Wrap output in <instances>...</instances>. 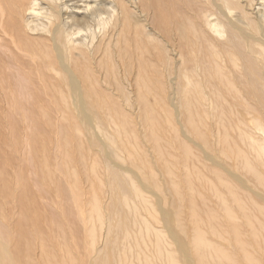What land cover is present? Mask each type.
I'll return each instance as SVG.
<instances>
[{"label":"bare ground","instance_id":"6f19581e","mask_svg":"<svg viewBox=\"0 0 264 264\" xmlns=\"http://www.w3.org/2000/svg\"><path fill=\"white\" fill-rule=\"evenodd\" d=\"M135 1L136 5L133 6L132 3ZM135 1L0 0V56H3L0 59V89L3 91L6 90L5 93L2 94L3 96H7L4 100L15 102L16 98H20L23 95L32 98L33 95L35 96L37 94L34 93V90H37V88L40 89L39 87H41L43 91L41 92V89L37 90L39 94L44 95L47 99L54 98L55 101H57V98L59 99L58 105L61 109L58 110V108H56V110L60 111L61 119L63 117L64 120L69 118L70 121L71 119L72 123L74 121V130H71L73 132L72 139L82 140L89 136L88 139H90V144L95 143L99 151L103 153V157H100V161H96L95 159V163L94 161L91 162L89 167L88 164L86 166L87 168H85V164H83L82 167L89 175L92 174L96 176L95 174H97L99 170H103V172L106 173V180L108 179L107 185L109 188L104 185L105 182L102 179L100 186H102L104 191L107 189L110 191L111 189V192L114 193L115 201L118 203V205L115 204V208L119 212V217L122 214L123 218L116 216L119 220H116V218L114 220L113 215L112 220L108 205L102 202L104 200L101 199L98 192L95 190H93L91 198L88 197V199H85L83 197L84 186H81L80 170L76 169L73 171L72 169L73 172H71L70 182L67 184L69 189L68 194H70V207L72 206L71 210L73 211L72 221H76L74 225L77 223L76 227H80V233L83 231V235H86L87 241H89V247L92 252V256H90L92 257L91 264H116L117 262L126 264L133 254L137 256L136 259L138 258L139 264H159V262H165V264H223V262L234 264L237 255L235 252L236 248L241 249V252L244 253V259L248 264H255L256 259L247 252L244 242L238 235L237 227L240 217L237 213L239 212L232 209L234 208L236 210V208H239L240 213H244L242 216L245 218L243 222H241L242 220L240 219V223H245L248 227L254 229L253 223L247 224L249 223V218L246 217L247 213L242 200L236 199L232 192H230V200H232L231 202H233L234 205L225 200L223 195L217 197V200H220L222 213L225 214L226 222L228 223V227L223 228L220 233L214 230L205 233V231L199 227L198 218L195 216V211L192 210L194 233L192 237H189L186 231H184L182 224V207L179 206V208H176L174 206V208L172 206V208L167 210H159L160 207L159 209L154 208L155 202L153 201L154 203H152L150 201L143 185L139 183L140 181L138 182V180L143 178L147 182L146 184H149L153 189L155 188L156 191H159L162 197L161 202L165 201L166 196L168 197V190L170 189H166L165 187L167 186H165V184H159L160 173L154 171L157 168L154 167L152 160L148 163V171L147 169L144 170L143 168L146 166L142 167L143 164L141 160L138 159L140 155H138V153L136 154V151H129L123 147L125 146L124 144L121 148L120 146H116L124 139L123 132H119L118 129H115L116 134L108 133L104 130L105 124L98 120L100 114H98V110L100 109L101 111V108L105 110L108 109L105 108L108 106H102V102L100 101L102 98L99 97V100L95 94L99 89L105 88L109 90L120 88L119 91H126V93L124 92V97L128 105H131L133 99V97H131L132 90L137 92L138 95L136 94V97L141 99L144 98L141 96L142 94H149L155 89L154 82L152 81V73L156 72L157 74L160 73V71L162 72L163 68L160 70L161 63L165 60L164 57L169 55L168 42H166L167 39L164 38L165 35L163 31L167 25V30L170 27V22H168L170 18H168L169 16L167 17L166 14H169V6H172L175 0ZM179 1L180 4L184 5V9L189 8L192 3L195 7H200L193 16L196 28L190 29V22L192 23L194 20L190 21L189 18H186L184 19L185 21H182L185 23L188 21L190 25L187 22L186 25L189 26L186 27L185 23L181 22V25H179L182 29L180 27L178 33H181L184 43L186 42L184 41L185 39L188 41L192 40L191 36L188 34L192 33L190 32L191 30H195V36L198 34L199 37V40L198 37L196 39L199 42L201 41L200 39H202L205 43L207 55L205 56L204 54L203 57H201L204 66L196 59L198 70L196 69L197 72H195V76L184 75V81L186 80V82L183 85H185V87L181 88L178 95L179 98L183 95L184 99L181 98L183 102L181 99L179 100L180 103H178V106L180 108L178 107L176 109L175 114L172 113L171 115L172 111L168 108L166 109L167 111L169 110L167 114L171 115L167 116V121L165 119L166 127L173 126L171 129H173L174 132H171L174 133L175 139L180 137L178 135L180 132L176 130L174 125L181 119L183 112L185 113L187 111L190 113V117L192 115L194 116V114L191 113L194 112V108L192 107L194 104L190 105V103H192V93L198 97V101L203 109L202 111L205 112V121L199 119L197 113H195L196 117L192 116V118L187 121L185 117L187 114L185 113V122L186 125L188 122V126L192 124L196 126L197 122L200 120V123H205L206 120L211 121V119L215 118L218 107L221 112H218V114L220 113L218 123L228 115V112L236 111V130H238L240 135L241 143H244V145L248 147L250 150V152H248L249 154H253L252 160L250 157L243 154L242 161L245 164L244 168L248 174L253 175V177L255 175V180L259 181L260 185L264 188V173L259 171V165L261 167L264 166V119L260 120L262 117L264 118V0ZM170 3L171 5H169ZM182 5L181 7H183ZM131 9L133 12H131ZM134 16H138L140 19H135ZM194 24L192 27H194ZM194 41L196 42L195 39ZM203 42H200L197 48L196 45H194V49L191 50V54H194V59L197 53L203 48ZM185 45L191 48L193 44L192 42H188ZM157 48H159V50ZM243 48L248 50L247 55L242 52ZM156 50L159 51L157 56L161 57V59L164 58L161 63L154 61L156 59V55L154 54ZM153 54L154 57L152 59ZM99 55H103L102 58L105 57L106 60L102 58L98 59L97 56ZM7 57L12 58L13 63L12 60L10 62L7 61ZM92 60L99 67H101V62L105 63H101L104 67L108 66V62L110 63V69L108 68L109 70L107 72L103 70V67L102 71H99L100 75L107 74L104 76L101 75V77L109 75L107 79L101 80V83H98V81H96V83L91 82L89 66ZM22 62L25 65L22 64ZM126 65L130 66L129 70L121 68ZM116 71L118 74L114 75ZM187 72L189 71L187 70ZM132 73L137 74L133 84H131L129 79ZM35 85L37 88L34 87ZM251 89L255 91L251 92ZM247 91H249L248 93H253L252 95L248 94V96H251H249V98L246 96ZM181 92L182 94L180 95ZM36 99L38 100V98ZM39 100L41 99L39 98ZM54 100H52V102ZM234 100H241L239 104L246 103L238 105V101L235 103ZM140 101V105H145ZM186 107L188 110H186ZM191 107L193 111L190 110L192 109ZM226 107L227 109H225ZM63 110L65 111L63 112ZM194 118L197 122H194ZM196 118H198V120ZM110 119L111 120L108 119V121L111 122L113 118ZM65 122L67 124V121ZM178 124L180 125V122ZM188 130L186 128L185 131L188 133ZM248 131L250 133H248ZM238 133L236 135H238ZM189 135L191 134L189 133ZM150 136L154 138L153 135ZM218 136L219 134H217V137ZM121 137H123V139H121ZM157 142L156 140L155 144ZM175 142L177 143L176 140ZM162 143H164V141H162ZM66 144L69 145V143ZM187 144H189L188 141ZM187 144H185L187 147V149L185 148L186 152L182 149V151H184V156H188V154L190 155V153L193 152ZM192 144L197 145L198 142L197 144L194 142ZM222 144L224 143L222 142ZM203 145L206 144L203 142ZM213 145L216 146V144ZM225 145L230 146L229 144ZM64 148H66V146ZM205 148H208V145L207 147L205 146ZM237 149L238 148H236L235 152H238L239 149ZM66 150L67 149H64V152ZM68 152L70 151L68 150L66 153ZM66 153L64 154L65 156L69 154ZM193 153H195V151ZM218 153H223L222 156L226 157V146L225 148L219 147L217 149V154ZM69 155H71L72 159L75 157V155L73 157L72 154ZM136 155L138 156L136 157ZM134 158H137V164ZM126 159L129 163L133 162L137 165L138 171L135 169L134 165L133 167L139 172L141 176L140 179L137 180L138 176H135V170L133 173H128L127 170L124 171L122 168L118 167L119 165L117 166L113 163L114 160L119 162L125 161ZM197 159L199 158L197 157ZM138 161L141 162V164H139ZM70 164H72V162ZM64 166L66 165L64 164ZM166 166L168 165L166 164ZM68 167L69 165H67V168ZM218 168L215 170H218ZM166 172L167 178H169L174 190L171 191L176 194V197L180 201V195L182 193L180 189L181 186L178 184L179 182L177 183L173 180L170 166L166 167ZM220 173L222 172L220 171ZM216 178L221 185H227L226 179L224 180V177L222 178L221 175H218ZM66 179L67 178H65V181H67ZM245 189L248 188L245 187ZM189 191H191L190 188ZM168 206L170 205L168 204ZM242 210H244V212H242ZM259 210L262 211L260 216L263 218L264 207L259 208ZM141 211H144V213L146 212L149 219L143 217ZM112 212H114V210ZM129 215L133 216L134 220H139L138 236L136 232L134 234L130 233V229L133 228V224L135 223L133 222V224H131L132 222L128 218ZM70 216L69 219L71 218ZM150 220L154 223L162 222L166 227L168 226L166 229L167 233H162L155 227L153 228L149 222ZM67 221L66 224L67 227H69V221ZM74 225L72 223V226ZM258 225L260 224L258 223ZM99 228L101 232L105 233L103 248L101 246L98 247L100 243L97 242L96 239L97 230ZM259 228L260 230L258 231L254 229V235L252 234L254 241H256L257 235L260 236V233L262 231L264 232V225H260ZM225 229L227 230L225 231ZM131 232L133 233V230ZM115 233L116 236L114 237ZM119 234L123 235L122 238L125 239L127 244L133 239L134 244L133 241L131 244L134 246L132 250L129 249L132 253L128 252L129 250H124L119 255V259H117L118 257L115 258L114 254L116 253V248L120 246ZM167 235L171 237L170 239L173 245H170V242L168 243L172 248L174 247L173 249L167 248V237H165ZM230 235H233L234 238L232 239ZM3 236L4 233H2L0 229V264H21L23 257H21L22 259L19 262L18 259L20 258L16 257L18 256L17 254L12 253L10 243L5 241ZM209 236L217 238L222 242L226 241L224 243L226 249H224V247L218 248L214 246ZM146 237L148 239L154 237L155 239V245L152 251L149 248L150 251L147 249ZM72 238L73 237H71L70 240L73 242L74 239ZM232 240H234L235 246L232 245ZM227 244L231 248L227 247ZM124 245L126 244L124 243ZM81 247L82 245H80V248ZM226 250L232 255L227 254L225 252ZM80 253L81 250H79L77 246H73L72 250H62L59 255L61 258L59 263L47 258L42 264H84V260L80 257ZM28 260L30 259L27 258L26 263L22 262V264H30ZM260 261H262V259Z\"/></svg>","mask_w":264,"mask_h":264},{"label":"rangeland","instance_id":"374dc122","mask_svg":"<svg viewBox=\"0 0 264 264\" xmlns=\"http://www.w3.org/2000/svg\"><path fill=\"white\" fill-rule=\"evenodd\" d=\"M178 1L179 0H175V3H172V6H169V14L166 15L167 17L169 16L168 18H170L168 19V22H170V24L168 23L170 27L167 30V25V27L164 28L163 31V34L166 36H164V38H166V42H168L169 55L164 57L165 60L162 62L164 58L161 59V57L157 56L159 51L156 50L154 53L156 55V59L154 61L158 63L162 62L160 70L162 68L164 69H162V72L160 71V73H152L153 78H151L154 82L155 89L149 94H142L141 96L144 98L141 99H139V97H136V94L138 95V93L132 90L131 97H133V99L131 105H128V102H126L127 100L124 97L126 91H124L125 93L119 91L120 88H113L109 90L105 88L99 89V91L95 94L97 98L100 97L103 99L100 100L99 98V100L102 102V106L104 107V105H106L108 107L105 108L108 109L105 110L101 108V111L100 109L98 110V114L100 113L98 120L99 122L101 121V123L105 124L104 130L108 133H115V129H118L119 132H123L124 139L123 137H121V139L123 140L116 146H120L121 148L124 144L125 146L123 147H125L129 151H136V154L138 153V155H140H136V157L138 156V159L141 160L143 164L142 167L146 166L143 168L144 170L147 169L148 171V163L152 160V162L154 163V167L157 168L154 171H158L160 173L159 184H165V186H167L165 188L170 189L168 190V197L166 196L164 202H161L162 197L160 196V192L156 191L155 188L153 189L149 184H146L147 182L143 178H141L139 172H137V158H134L136 160V164L131 161V163H129L127 159L125 161L119 162L114 160L113 163L117 166L119 165L118 167L122 168V170H127L128 173H133L135 169L137 170L134 171V174L136 177H139H137V180L141 178L140 180H138V182L140 181L139 183L143 185L144 189L147 192V197L150 198V201L152 203L155 202L154 208L159 209L160 207L159 210H167L169 208H172V206H175L176 208H179V206H181L183 219L182 224L184 227V231H186L189 237H192L194 233L192 210L195 211V216L198 218L199 227L203 229L205 233L211 232V230L220 233L223 228L228 227L225 214L222 213L221 210L222 207L220 204V200H217V197L219 195H223L225 200L234 205V203L231 202L232 200H230V192L235 195L236 199L242 200L245 206V211L247 213L246 217L249 218V223L247 224L253 223L255 227L254 229L258 231L260 230L259 226L264 225V221H262L264 220V217L262 218L260 216V213L262 211L259 210V208L264 207V188L260 185L259 181L255 180V175L253 177V175L248 174L244 168L245 164L242 161L243 154H245V156L247 157H250V159H253V154H249L248 152H250V150L248 149V147L245 146L244 143H241L242 141L240 135L238 133V130H236V111L228 112V115L220 123H218L219 114L221 113L218 107L216 110L217 112L215 111L216 115L214 119H211V121L206 120L205 123H200L201 120L205 121V112L202 111L203 109L198 101V97L195 96V94L193 95L192 93V103H190V105L194 104L192 105V107L194 108V112H191L194 114V116L192 114L191 115L193 117H196L195 113H197V116H199V119H201L200 121H198L199 123L195 121L194 118V122H197L196 126L194 124L188 126V122L186 125V118L187 121L188 119L192 118V116H189L190 113L186 111L185 113L187 114V116H185V113L183 112L181 119H179L178 121V123L180 122V125L178 123L174 125L176 130L180 132L178 134L180 136L178 139H175L173 133L174 131L173 129H171L173 126H167L168 128L166 127V118H168L167 116L170 115L167 114L169 113L168 111H172H170L171 115L172 113L175 114L176 109L179 107V100L183 98V95H181L182 92L180 93V98L178 95L181 91V88L185 87V85H183L186 82V80L184 81V75L187 74L188 76H195V72H197L196 69L198 70L197 60H199L200 64L204 66L201 57H203L204 54L205 56L207 55V49L202 39H200V42H203V48L197 53L195 59L193 56L194 54H191V50L194 49V45H196V48L198 45H200V42L198 41V34L196 36L194 34L195 30H191L190 32L192 33L188 34L191 36L192 40L188 41L187 39H185L184 41L186 42L184 43L182 41L183 39L181 33H178V29L181 27V22L185 23L184 19L186 18H189L190 21H193V16L200 7H195L192 3L193 5L190 4L189 8L184 9V5L180 4V1ZM132 5L135 6L136 1L133 2ZM169 5H171V3ZM181 5L183 7H181ZM131 12H133L132 9ZM134 18L140 19L138 16H134ZM194 22L195 20L192 23L190 22L191 25L188 22V24L190 25V29L196 28ZM186 23L185 26H189L186 25ZM193 24L194 27H192ZM197 37L198 40L196 39ZM194 39L196 40V42L194 41ZM188 42H192L193 45L191 48L185 45ZM157 49L159 50V48ZM242 52L247 55L248 50L243 48ZM154 54L152 55V59L154 57ZM102 56L103 55H99L97 57L98 59H101ZM1 57L3 56H0V59ZM7 58V61L10 62L12 60L13 63L12 58ZM102 59L106 60L105 57H103ZM101 63V67H99L92 60L89 66V74H91L92 83H96V81H98V83H101V80H105L109 77V75L106 77H101V75L104 76L107 74L100 75L99 71H102L103 67V70L107 72L110 69V63L108 62V66L105 67ZM22 64L24 63L22 62ZM121 68L129 70L130 66L126 65ZM187 70L190 73L187 72ZM117 74L118 73L116 71L114 75ZM136 75V73H132L130 75L129 79L131 81V84L134 83V78L136 77ZM8 77L11 78L10 76ZM36 85L34 86L35 88H37ZM39 88L41 89V87ZM40 89L37 88V90ZM37 90H34V93L37 94L35 96L33 95L32 98L27 97V95H23L20 98H16V101L13 102L11 100H4L7 96H3L2 94L5 93L6 90L3 91L0 89V229L1 232L4 233L3 239L10 243L12 253L17 254L18 256L16 257L20 258L18 259L19 262L22 259L21 257H23V259L21 260V264L22 262L26 263L27 258L30 259L28 260L30 264H42L47 258L59 263L61 261L59 255L62 250H72L73 246H77L79 250H81L80 257L83 258L84 264H91L92 257L90 256H92V252L89 247V241H87L88 239L86 238V235H83V231L80 233V227H76L77 223L74 225L76 221H72L73 211L71 210L72 206L70 207V194H68L69 189L67 186V184L70 182V178L72 175L71 172L76 169L80 170L81 186H84L83 197L85 199H88V197L91 198L93 190H95L96 192H98V195L101 197V199L104 200L102 202L108 205L111 212L110 217L114 215V220L115 218L116 220H119V218H123V215L121 214V216L119 217V212L115 208V204L118 205V203L117 201H115V195L111 192V189L110 191L109 189L104 191L102 189V186H100L101 179L104 180V185L106 187L108 186L106 173H104L103 170H99L97 174H95L96 176L92 174L89 175L86 171H84V168L82 167L83 164H85V168H87V164L89 167L91 162L94 161L95 163V159L96 161H100V157H103V153L99 151L95 143L90 144V139H88L89 136L82 140L72 139L73 132L71 130H74V121L72 123L71 119L69 121V118H66V120H64V118L62 117L61 119L60 111H58L61 109L58 105L59 99L57 98V101H55L54 98L47 99L44 95L39 94ZM251 90V92L255 91L253 89ZM42 91L43 90L41 89V92ZM248 92L249 91L246 92V96L249 98L250 95L248 96V94L252 95L253 93ZM36 98H38V100L40 98V102ZM183 99H181L182 102ZM52 100L54 101L52 102ZM139 101L145 105H140ZM237 101L238 105H243L244 103H246L244 102L243 104H239V101L241 102V100ZM237 101L234 100L235 103H237ZM56 108H58V110H56ZM167 108L169 109L168 111L166 110ZM193 108L189 109L193 111ZM225 109H227V107ZM186 110H188L187 107ZM64 111L65 110H63V112ZM218 112L220 113L218 114ZM110 118H113L111 122L108 121V119L111 120ZM196 119L198 120V118ZM263 119L264 118L262 117L260 120ZM65 121H67V124ZM186 128L187 130L189 129L188 133L187 131H185ZM189 133L191 135H189ZM237 133L238 135H236ZM248 133L250 132L248 131ZM217 134H219L218 137ZM150 135H153L154 138H152ZM156 140L158 142L155 144ZM175 140L177 141V143L175 142ZM162 141H164V143H162ZM183 141H185L186 143ZM187 141L189 142V144H187ZM191 142H194L196 144L198 142L199 145H194ZM203 142L206 145H203ZM222 142L224 144H222ZM66 143H69V145ZM185 144H187L191 148V150H193V152L195 151V153L191 152L190 155L188 154V156H184V151L186 152L185 148L187 149ZM213 144H216V146ZM225 144H229L230 146ZM207 145L208 148H205V146L207 147ZM65 146L66 148H64ZM225 146L227 156L223 157V153L217 154V149L219 147L225 148ZM236 148L240 150L239 151L237 149L239 153L235 152ZM64 149L67 150L64 152ZM182 149H184V151H182ZM227 149L228 151L230 149H233L232 151L230 150L232 153L230 151L228 152ZM68 150L70 151L68 153L72 154V157L75 155L73 159L71 158V155L66 153ZM65 153L68 154L67 156L70 158L65 156ZM197 157L199 159H197ZM210 159L213 161H211ZM139 161L138 163L141 164V162ZM71 162L72 164H70ZM64 164L66 166H64ZM166 164L170 166L172 170L173 180L177 183L179 182L178 184H180L181 186L180 189L183 194L181 193L180 195V201L176 197V194L171 191L173 190V188L169 178H167L166 167L168 166H166ZM218 164L221 166H219ZM67 165H69L70 168H67ZM216 168H218V170H215ZM220 171L222 173H220ZM259 171H262L264 173V166L261 167L259 165ZM217 174L221 175L222 178L224 177V180L226 179L225 181L227 182V185L223 186L220 182H218L216 178L218 177ZM65 178H67V181H65ZM245 187L249 190L245 189ZM189 188L191 189V191H189ZM249 191L252 192L250 193ZM167 203L170 206H168ZM232 209L236 212H239L237 214H239V217L242 220L241 221L239 219L238 221L237 231L238 235L244 242V246L247 252H249L254 257V259L257 260H255V264H264V232L262 231L260 233V236L257 235L256 241H254L252 237L254 229H251V227H248L245 223H240V221L243 222V219L245 220V218L242 216V214L244 213L241 214L239 208H236V210L234 208ZM113 210L114 212H112ZM242 212H244V210H242ZM141 215L149 219L146 212L144 213V211H141ZM69 216L71 217V220L69 219ZM116 216L119 218H117ZM128 218L129 220H131V224H133V222L135 223L133 224L134 229L131 228L130 233L134 234L136 232V235L138 236L139 234L137 233L139 232V220H134V217L131 215H129ZM66 221L68 222V225H70L69 227H67ZM71 222L75 227L72 226ZM149 222L151 223L153 228L155 227L162 233H167L166 229L168 228V226L166 227L164 223H154L152 220H150ZM258 223L260 225H258ZM98 230L96 235L97 242L100 243L98 247L101 246L103 248L105 233L101 232L100 228ZM132 230L133 233L131 232ZM226 230L227 229H225V231ZM115 236L116 233L114 237ZM118 236L120 237V246L116 248V253L114 254L115 258L118 257L117 259H119V255L124 250H132L134 246L133 239L128 242L129 244H127L125 239L122 238V234H119ZM71 237H73L72 239H74L73 242L70 240ZM165 237H167V248L173 249L174 247L172 248V246H170L173 245L170 239L171 237H168V235ZM230 237L232 239L234 238L233 235H230ZM209 238L214 246H217L218 248L224 247V249H226V245L224 244L226 241L222 242L221 240L212 236H209ZM121 239L126 245H124ZM132 241L133 244H131ZM168 242H170V245ZM85 243L88 245H86ZM232 243V245L235 246L234 240H232ZM146 244L147 249L149 248L152 251L155 245L154 237H151L150 239L146 237ZM80 245H82L81 248ZM227 247L231 248L229 245ZM130 250L128 252L132 253ZM225 252L227 254H230L227 252V250ZM235 252L237 253V255H239H236L234 264H248L244 259V253L241 252V249L236 248ZM136 257L137 256L133 254V256L129 258V261L126 264H139L138 258L136 259ZM261 259L262 261H260ZM116 264L120 263L117 262ZM159 264H165V262H159ZM223 264L228 263L223 262Z\"/></svg>","mask_w":264,"mask_h":264}]
</instances>
